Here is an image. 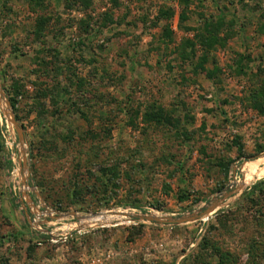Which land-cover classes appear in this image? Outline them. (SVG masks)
I'll return each mask as SVG.
<instances>
[{"label": "rangeland", "instance_id": "1", "mask_svg": "<svg viewBox=\"0 0 264 264\" xmlns=\"http://www.w3.org/2000/svg\"><path fill=\"white\" fill-rule=\"evenodd\" d=\"M30 1L0 0V261L181 264L191 255L185 264H192L209 230L222 250L236 255L235 264H264V198L254 205L245 198L264 180V166L242 167L264 155V113L250 100L252 89L264 85V0H202L200 8L194 0L185 26L199 25L197 10L216 15L222 9L228 25L220 35L233 32L211 50L206 67L217 63L214 78L177 60L175 45L194 36L178 24L177 0H120L117 7L92 0L91 18L111 10L115 21L106 27L91 21L89 32L81 7L41 0L32 8ZM165 4L177 10L174 42L158 49L164 22L152 21ZM40 15L50 20L37 38ZM238 53L250 57L243 72ZM13 85L20 88L16 112L8 92ZM154 99L174 110L177 128L140 118L130 124L124 104ZM3 109L13 112L21 134ZM220 161H231L229 173ZM100 165L117 170L107 191ZM76 189L83 191L80 199ZM210 202L218 209L180 224L127 215L191 214ZM123 210L126 217L108 212ZM227 210L228 230L219 219ZM36 211L45 214L43 227L57 242L33 227ZM67 212L85 218L62 215ZM65 223L77 229L67 239ZM139 224L143 230L131 240L129 227ZM41 235L46 239L36 244Z\"/></svg>", "mask_w": 264, "mask_h": 264}, {"label": "trees", "instance_id": "2", "mask_svg": "<svg viewBox=\"0 0 264 264\" xmlns=\"http://www.w3.org/2000/svg\"><path fill=\"white\" fill-rule=\"evenodd\" d=\"M74 1V2H73ZM66 0V5L68 8L73 7H81L83 10H85V13L87 15L86 20H82V24L85 23V25H82V28L85 29L86 32H89L88 26H91V21L94 23H99L98 25L100 27H106L107 25L113 23L115 21V18L113 17L112 11L107 10L102 12L99 17L91 18V13L89 10V7L91 6L92 0ZM35 2H41V0H31L30 5L32 8H35L37 6ZM179 11H178V21L180 27L185 28L188 32H193V37H185L182 39L181 43H178L174 47V52L177 53V60L180 61V66L183 64L192 63L194 66L192 67L193 72L195 73H205L207 77L214 78L218 71L219 66L215 61V66L212 68H207L206 63L209 62L210 53L211 50L215 48L217 45H224L226 42L227 36H232L233 32H225L224 36H221L220 33L224 27H227L228 23L225 20V14L224 10L221 9L219 13H216V15L209 14L206 15L203 11H198L197 14L199 16V25L198 26H185V21L189 18L188 16L190 13H192L191 5L194 3V0H177ZM203 1H199V8L202 6ZM40 5V3L38 4ZM120 5V0H112L111 6L117 7ZM198 5V4H197ZM7 8V7H5ZM226 8V6H225ZM177 14V10L175 7H171L168 4L162 5L160 9L158 10V13L154 17V20L152 21V24L154 26H157L160 24V22H164L163 29H162V37L160 38V42L158 45V49L162 47V44H165L167 47L168 42H174L173 34L174 31L172 29V21L174 19V16ZM262 18H264V13L261 14ZM144 19V18H143ZM50 18L45 16H38L37 18V38L42 37V30L43 27H45L46 23H48ZM234 21H231L233 23ZM91 23V24H90ZM259 30H264V21L260 24ZM17 49V47L14 48V51ZM16 52V51H15ZM57 53V54H56ZM54 53L55 57L57 58V55H59L58 52ZM194 58H196V61H193ZM250 59L249 56H246L242 53H238L237 62L239 63V72H243V66H244V60ZM260 69V67H259ZM78 88L83 87L85 84V81L81 78L78 79L76 82ZM8 89V88H7ZM63 90V87H62ZM67 91V90H66ZM8 92L10 93V99L13 108L15 109V112L17 111V105H18V96L20 94V88L18 85H13L12 89H8ZM65 93V91H64ZM65 98V95L63 96ZM250 100L251 105L257 109L259 112L264 113V85L261 84V86L255 87L252 89L250 93ZM54 102H58L59 100H53ZM72 102V101H71ZM75 102V101H74ZM57 103V104H58ZM73 104V103H72ZM76 104V103H74ZM123 105V103H122ZM121 105V106H122ZM124 106L127 108L126 111L130 114V124L133 126H137V119L140 118V121L143 122L144 125H150L154 124L155 126H173L178 127L179 126V117L174 116V110L168 109L164 105L158 103L157 100L152 101H139L135 103L133 100H130L129 102H126ZM84 115L85 113L82 112ZM17 115V114H16ZM18 118V115H17ZM110 133V131H108ZM69 137H63L65 140L69 139ZM239 148V155L243 156V149L240 144H238ZM220 165L225 169L226 173H229L231 168V161H228L227 163H223L220 161ZM100 174L104 178H99L101 190L107 191L109 184L113 183V179L117 175V170H115L112 166H104L100 165L99 169ZM257 187L253 191V193H247V196L245 195V198L248 197V200L254 205L261 202V200L264 198V180L260 182ZM78 185V184H76ZM113 185V184H112ZM114 185H117V183H114ZM224 185H220L218 187V190L223 187ZM83 195V191L81 189H76L74 191V196L76 199H80ZM253 195V196H252ZM186 196L183 195L181 198H185ZM59 208H62L60 204L56 205ZM232 212L231 210H227V213L223 211L219 212L221 217L219 218L223 224L224 227L227 225V217L228 213L230 214ZM263 213V212H260ZM221 222V223H222ZM130 234H131V240L135 239V236L140 233V231L143 230V224L139 225H133L130 226ZM230 228L227 227V230ZM40 239L35 241L36 244H38L41 240L46 239V235H41L39 237ZM199 249L198 252L193 255L194 261L192 264H206L209 263V258L216 256L218 257L217 261L214 264H235L236 255L225 249H221L218 244L212 240L210 236L209 230L203 235L201 240L199 241ZM189 256H185L183 260L181 261V264H185L187 260H189ZM0 264H8V259L3 258L2 261H0Z\"/></svg>", "mask_w": 264, "mask_h": 264}, {"label": "water", "instance_id": "3", "mask_svg": "<svg viewBox=\"0 0 264 264\" xmlns=\"http://www.w3.org/2000/svg\"><path fill=\"white\" fill-rule=\"evenodd\" d=\"M0 94L4 95V91L1 88H0ZM4 113H6L7 117L16 125V127L20 133V131L22 129L17 125V120H16L13 112L11 110L8 111L7 109H5ZM216 202H219V201H216ZM216 202H213V203L210 202V204L207 205L208 208L203 212H202V210H199L198 212H194L191 214H181L178 216H172V215L171 216H166V215L159 216V215L152 214V213H150V214H148V213H139V214L127 213V215L129 217L134 218V219L138 218L139 220H143V221H151V222H159V223H167V224H180V223H185V222H189V221H192L194 219H197L206 213H211L212 209L213 210L216 209L215 208ZM69 213H72V212L62 213V215H69ZM72 214L77 216L76 212H73ZM77 217L83 218V216H77Z\"/></svg>", "mask_w": 264, "mask_h": 264}, {"label": "built area", "instance_id": "4", "mask_svg": "<svg viewBox=\"0 0 264 264\" xmlns=\"http://www.w3.org/2000/svg\"><path fill=\"white\" fill-rule=\"evenodd\" d=\"M33 214V213H32ZM45 214L43 213V212H41V211H36L35 212V214H33V218H32V225H33V227L34 228H37L36 230L41 234L42 232H45V233H51V235H50V240L53 242V243H55V242H57L59 239L58 238H56V236L54 235V233L52 232V231H48V229H44V225H43V223L42 222H44L43 221V219H42V216H44ZM72 223H65V224H63L62 226H60V227H63L64 228V230H67L66 232H64L65 233V235H64V238L65 239H67V237L69 236L68 234H70L72 231H74V230H77L76 229V227H72V225H71ZM47 225V224H46ZM69 230V231H68Z\"/></svg>", "mask_w": 264, "mask_h": 264}, {"label": "bare ground", "instance_id": "5", "mask_svg": "<svg viewBox=\"0 0 264 264\" xmlns=\"http://www.w3.org/2000/svg\"><path fill=\"white\" fill-rule=\"evenodd\" d=\"M1 99V98H0ZM2 100V99H1ZM4 105V104H3ZM4 110V109H3ZM9 120V119H8ZM259 164H261L262 166H264V155L263 156H260L259 158H256V159H251V160H245L244 161V163H243V165H242V167H244L245 165H248L249 167H256L257 165H259ZM244 186V185H243ZM119 212H120V210H118ZM110 214H115V215H122V216H124V217H126L125 216V214L124 213H126V210H123V211H121V213H115V212H111V211H108ZM91 216V218H90V221L91 222H93L92 220H94L95 221V218L93 219L92 218V216L93 215H90ZM84 218H85V216H84ZM83 218V219H84Z\"/></svg>", "mask_w": 264, "mask_h": 264}]
</instances>
